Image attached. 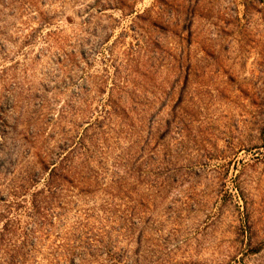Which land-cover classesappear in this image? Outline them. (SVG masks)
Instances as JSON below:
<instances>
[{"label":"rangeland","instance_id":"1","mask_svg":"<svg viewBox=\"0 0 264 264\" xmlns=\"http://www.w3.org/2000/svg\"><path fill=\"white\" fill-rule=\"evenodd\" d=\"M0 264H264V0H0Z\"/></svg>","mask_w":264,"mask_h":264}]
</instances>
